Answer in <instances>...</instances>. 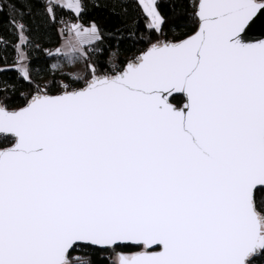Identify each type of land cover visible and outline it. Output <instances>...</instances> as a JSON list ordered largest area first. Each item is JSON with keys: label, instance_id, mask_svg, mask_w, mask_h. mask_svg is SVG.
<instances>
[{"label": "snow or ice", "instance_id": "1", "mask_svg": "<svg viewBox=\"0 0 264 264\" xmlns=\"http://www.w3.org/2000/svg\"><path fill=\"white\" fill-rule=\"evenodd\" d=\"M134 2L144 32L114 37L108 70L82 47L102 51L99 27L62 21L59 81L33 75L13 21L28 92L0 82V264H264V41L241 36L264 0H191L171 39L158 0ZM61 6L85 9L49 0L53 21ZM125 38L146 47L119 62Z\"/></svg>", "mask_w": 264, "mask_h": 264}, {"label": "trees", "instance_id": "2", "mask_svg": "<svg viewBox=\"0 0 264 264\" xmlns=\"http://www.w3.org/2000/svg\"><path fill=\"white\" fill-rule=\"evenodd\" d=\"M4 2L6 7L0 11V70H3L0 71V82H7L8 92L18 104L23 102L24 97L20 93H27L28 85L14 65L17 58L16 45L20 40L13 21L26 26L25 35L28 37L29 44L25 51L29 54V68L41 82L53 78L54 75L57 81L61 78L59 70L52 68V65L56 64L61 57L49 55L52 50L59 47L61 36L64 34L60 25L61 16L79 21L84 26L95 23L104 33L102 51H90V48L96 47L95 44L85 47L89 49L87 54L91 60L99 62L103 70L109 69L110 54L117 43L114 38L116 35L126 37L133 26L137 36L144 32L145 18L134 0H83L85 9L79 18L66 8L57 7L55 21L46 10L49 0L47 2L46 0H12L16 5V13L11 10L9 0ZM190 4L191 0H158V10L166 21L163 25L164 32L169 39L174 35L182 38L192 33ZM19 12H23L22 17ZM119 47L121 51L119 62H125L134 52H138L146 45L125 38L120 40ZM37 73H39L38 76ZM73 256L88 259L91 264H104L108 254L79 249L73 253Z\"/></svg>", "mask_w": 264, "mask_h": 264}, {"label": "water", "instance_id": "3", "mask_svg": "<svg viewBox=\"0 0 264 264\" xmlns=\"http://www.w3.org/2000/svg\"><path fill=\"white\" fill-rule=\"evenodd\" d=\"M241 36L245 43L264 41V15H259L254 24L250 22Z\"/></svg>", "mask_w": 264, "mask_h": 264}, {"label": "crops", "instance_id": "4", "mask_svg": "<svg viewBox=\"0 0 264 264\" xmlns=\"http://www.w3.org/2000/svg\"><path fill=\"white\" fill-rule=\"evenodd\" d=\"M62 7V6H61ZM67 9V8H66ZM67 10H69V11H71L72 13H74L72 10H70V9H67ZM75 15H77L76 13H74ZM67 39H68V35H67V33L66 32H64V34H62V36H61V43H60V45H59V47H57V48H61L62 47V45H64L65 44V42L67 41ZM20 43V42H19ZM87 45H89V44H84V45H82V47L83 48H85ZM56 48V49H57ZM56 49H54V50H52L51 51V53H55V50ZM64 60H63V58L61 57V59H60V62H62L61 64H65V61L63 62ZM78 65H82V68L84 69V67H85V65H84V62L81 60V61H79L78 63H77ZM63 71H68V68L67 67H64L63 68ZM75 71H77L76 69H75Z\"/></svg>", "mask_w": 264, "mask_h": 264}, {"label": "built area", "instance_id": "5", "mask_svg": "<svg viewBox=\"0 0 264 264\" xmlns=\"http://www.w3.org/2000/svg\"><path fill=\"white\" fill-rule=\"evenodd\" d=\"M46 2H47V0H46ZM62 21H67L68 23H72V22H73V20L70 19L69 17L61 16V19H60V25H61L62 30L65 29V24L62 23ZM90 49H92V48H90ZM90 51H91V50H90ZM65 82H66V81H65Z\"/></svg>", "mask_w": 264, "mask_h": 264}, {"label": "rangeland", "instance_id": "6", "mask_svg": "<svg viewBox=\"0 0 264 264\" xmlns=\"http://www.w3.org/2000/svg\"><path fill=\"white\" fill-rule=\"evenodd\" d=\"M72 23H79L80 24V22L79 21H73ZM85 27H89V26H85ZM64 62V61H63ZM62 63V62H61ZM63 65V64H62ZM75 69L77 70V71H82L83 70V68H82V65H76L75 66Z\"/></svg>", "mask_w": 264, "mask_h": 264}]
</instances>
